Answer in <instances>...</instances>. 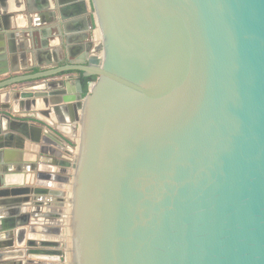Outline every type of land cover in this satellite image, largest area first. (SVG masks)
Here are the masks:
<instances>
[{
    "label": "water",
    "instance_id": "obj_1",
    "mask_svg": "<svg viewBox=\"0 0 264 264\" xmlns=\"http://www.w3.org/2000/svg\"><path fill=\"white\" fill-rule=\"evenodd\" d=\"M90 3L97 55L0 80V264H264V0ZM72 70L78 96L4 91ZM37 106L75 113L74 151L25 144Z\"/></svg>",
    "mask_w": 264,
    "mask_h": 264
},
{
    "label": "crops",
    "instance_id": "obj_2",
    "mask_svg": "<svg viewBox=\"0 0 264 264\" xmlns=\"http://www.w3.org/2000/svg\"><path fill=\"white\" fill-rule=\"evenodd\" d=\"M95 31L90 0H0V51L4 50L5 53V65L2 68L4 73L0 76V80L68 63H86L89 57L97 55L98 52ZM79 74V71H66L51 78L15 84L4 91H11L18 87L33 89L47 81L56 80L65 83L66 94L78 96ZM9 104L12 107V101ZM13 109L11 108L12 112H14ZM71 115L74 117L75 113L73 111L64 113V116L59 118L52 111L47 112L37 106L31 107L28 111L23 108L19 116L14 118L26 122L29 126L28 138L23 136L26 145H36L34 129L46 130L49 125L61 138L59 150L67 154L76 138L73 128L75 122L70 121ZM4 149L18 151L17 148ZM25 151L26 154L31 153V151ZM11 153L7 154L9 158L7 165L14 170L15 162L19 160L16 153ZM0 188H2L1 185ZM31 201L33 203V200ZM47 205L49 208L56 209L54 214L60 213L63 217V213L59 210L63 208L60 201H48ZM42 206L43 212L51 213L48 208L44 210L46 204ZM32 209L30 205L22 208V211L31 212ZM4 212L0 208V218L4 217ZM44 264L60 263L45 260Z\"/></svg>",
    "mask_w": 264,
    "mask_h": 264
},
{
    "label": "trees",
    "instance_id": "obj_3",
    "mask_svg": "<svg viewBox=\"0 0 264 264\" xmlns=\"http://www.w3.org/2000/svg\"><path fill=\"white\" fill-rule=\"evenodd\" d=\"M80 72V71H79ZM91 79H95V77H92V78H88V77H81V81L83 83V87H84V95L87 93V85L86 83L91 80Z\"/></svg>",
    "mask_w": 264,
    "mask_h": 264
},
{
    "label": "rangeland",
    "instance_id": "obj_4",
    "mask_svg": "<svg viewBox=\"0 0 264 264\" xmlns=\"http://www.w3.org/2000/svg\"><path fill=\"white\" fill-rule=\"evenodd\" d=\"M75 142H76V138H75ZM75 142H74V145H73L72 147H70V149H71L72 151H74ZM68 186H69V185L66 186V189H68ZM62 248L65 249L63 246H62ZM58 263L63 264L64 262H63V261H61V262L58 261Z\"/></svg>",
    "mask_w": 264,
    "mask_h": 264
}]
</instances>
